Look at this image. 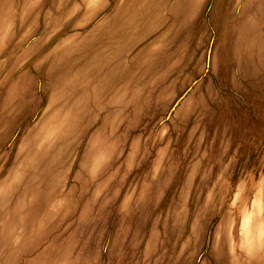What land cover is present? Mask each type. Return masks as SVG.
Listing matches in <instances>:
<instances>
[{"label": "rangeland", "instance_id": "rangeland-1", "mask_svg": "<svg viewBox=\"0 0 264 264\" xmlns=\"http://www.w3.org/2000/svg\"><path fill=\"white\" fill-rule=\"evenodd\" d=\"M0 264H264V0H0Z\"/></svg>", "mask_w": 264, "mask_h": 264}, {"label": "crops", "instance_id": "crops-1", "mask_svg": "<svg viewBox=\"0 0 264 264\" xmlns=\"http://www.w3.org/2000/svg\"><path fill=\"white\" fill-rule=\"evenodd\" d=\"M248 249V248H247Z\"/></svg>", "mask_w": 264, "mask_h": 264}]
</instances>
